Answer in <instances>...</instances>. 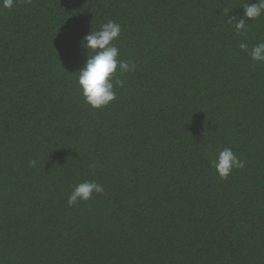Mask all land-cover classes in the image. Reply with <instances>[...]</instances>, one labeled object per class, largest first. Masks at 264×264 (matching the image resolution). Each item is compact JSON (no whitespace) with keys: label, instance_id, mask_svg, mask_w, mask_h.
Listing matches in <instances>:
<instances>
[{"label":"trees","instance_id":"1","mask_svg":"<svg viewBox=\"0 0 264 264\" xmlns=\"http://www.w3.org/2000/svg\"><path fill=\"white\" fill-rule=\"evenodd\" d=\"M247 2L0 7V264H264V62L239 47L264 41V15L228 22ZM109 20L135 70L93 109L81 41ZM224 147L245 162L227 179ZM84 180L104 192L69 206Z\"/></svg>","mask_w":264,"mask_h":264},{"label":"clouds","instance_id":"2","mask_svg":"<svg viewBox=\"0 0 264 264\" xmlns=\"http://www.w3.org/2000/svg\"><path fill=\"white\" fill-rule=\"evenodd\" d=\"M15 2L16 0H0V7L11 9ZM242 6L243 16L237 14L228 18V22L234 26L237 33L247 30V19L254 20L264 15V0H256L255 3L247 2ZM121 31V25L118 22L109 20L102 24L99 30H91L82 38L81 44L87 50V60L78 70V91L93 109L106 107L116 98L113 80L115 79L116 86L122 87L124 84L123 80L117 78L118 71L123 74L135 70V64L119 59L120 50L114 41L120 36ZM239 47L250 56L253 62H264V41L256 43L250 49L244 42H241ZM244 163L230 147L220 150L211 162L221 179H227L234 169L243 168ZM29 165L36 167L37 161L30 160ZM103 192L104 188L100 183L95 180H84L73 188L68 197V205L88 201L94 194Z\"/></svg>","mask_w":264,"mask_h":264}]
</instances>
